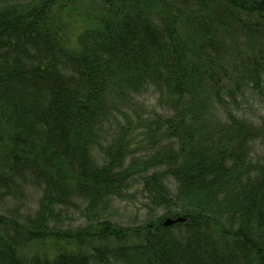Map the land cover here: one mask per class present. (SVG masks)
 <instances>
[{
	"label": "trees",
	"instance_id": "1",
	"mask_svg": "<svg viewBox=\"0 0 264 264\" xmlns=\"http://www.w3.org/2000/svg\"><path fill=\"white\" fill-rule=\"evenodd\" d=\"M57 1L0 0V200L41 189L23 222L0 213V264H264V152L251 154L264 131L221 97L231 82L260 88L264 0H100L76 47L51 20ZM149 86L175 101L158 118L161 151L142 160L151 170L126 166L122 143L97 162L117 102ZM134 176L153 206L147 223H53L79 201L105 208Z\"/></svg>",
	"mask_w": 264,
	"mask_h": 264
},
{
	"label": "rangeland",
	"instance_id": "2",
	"mask_svg": "<svg viewBox=\"0 0 264 264\" xmlns=\"http://www.w3.org/2000/svg\"><path fill=\"white\" fill-rule=\"evenodd\" d=\"M100 3V0H59L56 2L52 8L51 20L68 45L76 47L78 34L89 27V18ZM225 91L221 97H223L227 109L238 117L248 119L264 131V77L258 89L254 88L251 82L239 85L231 82ZM174 104L175 101L166 92H160L152 86L138 94L128 96L123 102H117L120 108L114 111L113 116L102 126L99 146H95L92 150L93 158L102 163L105 155L101 147L122 143L126 148L124 164L127 166L131 162L137 161V168L145 169L141 175L145 174L151 169L143 168L142 160L147 159L149 155L157 154L162 147L160 146L159 132L161 129L162 133L166 125L162 121H158V118H166L175 114ZM215 110L218 113L221 112L220 115H224L220 105H217ZM155 137L159 142L153 143L152 140ZM261 141L262 139L258 138L253 143L252 155L258 154L259 156L264 152V144ZM258 156L254 155L253 159L256 160ZM167 185L169 189H172L171 182H167ZM40 194L41 189L30 185L23 189H14L0 200V213L23 222L21 220L31 217L37 209ZM147 197V193L142 189L141 178L134 176L125 195L122 198L113 197L105 208L100 209L99 206L90 208L86 202L79 201L77 207L69 206L62 209L52 222L57 227L68 230L80 229L89 222L96 221L97 218L122 226L144 224L150 221L154 215L151 211L153 206ZM92 244L97 249L104 248V246H99L97 239H94ZM43 250L44 245L37 243L23 247L22 256L28 260L35 252Z\"/></svg>",
	"mask_w": 264,
	"mask_h": 264
},
{
	"label": "water",
	"instance_id": "3",
	"mask_svg": "<svg viewBox=\"0 0 264 264\" xmlns=\"http://www.w3.org/2000/svg\"><path fill=\"white\" fill-rule=\"evenodd\" d=\"M184 219L182 217H177L175 219H171V218H166L164 221H163V225L164 226H170L176 222H182Z\"/></svg>",
	"mask_w": 264,
	"mask_h": 264
}]
</instances>
